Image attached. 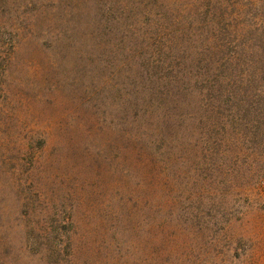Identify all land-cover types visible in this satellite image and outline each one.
Instances as JSON below:
<instances>
[{
  "label": "rangeland",
  "instance_id": "obj_1",
  "mask_svg": "<svg viewBox=\"0 0 264 264\" xmlns=\"http://www.w3.org/2000/svg\"><path fill=\"white\" fill-rule=\"evenodd\" d=\"M216 14L255 78L164 103ZM0 264H264V0H0Z\"/></svg>",
  "mask_w": 264,
  "mask_h": 264
},
{
  "label": "trees",
  "instance_id": "obj_2",
  "mask_svg": "<svg viewBox=\"0 0 264 264\" xmlns=\"http://www.w3.org/2000/svg\"><path fill=\"white\" fill-rule=\"evenodd\" d=\"M215 16L211 20H205V17H198L203 35L206 30V46H204L202 52L196 53V58H194L195 56L193 57V53L190 51V62L198 60L197 62L204 61L208 65L202 69L198 66L199 69L194 72V75L190 71L191 68L182 71L179 69V75L175 74L177 71L171 66L167 68L171 60H173V53L171 52L175 48L173 41H170L161 51L152 50V63L154 64L151 69L153 72L151 78L155 80L154 89L164 96L162 99L164 103H166L167 95L177 96L178 93L185 91L189 95H196L197 99L202 100L201 106L206 113H215L218 111V107L212 103L213 100L221 103L224 102L225 98L233 97L237 99V95L245 90V88H240L238 92L230 91L228 89L230 85H237V83L245 80L249 81L251 80L250 77L252 79L255 78L253 73L256 72L253 63L251 65L250 61H244L250 54L242 42L244 36H241L239 29L234 33L226 31L227 29L224 27L226 15L221 14L220 17H217L216 14ZM200 37L204 36L200 35ZM176 48L180 50L181 45L180 47L176 46ZM155 56L161 59L164 57V61L162 59L158 60L160 63L155 62ZM182 60H185V58ZM167 61L169 63H166ZM246 66L250 67V74L243 70ZM171 76L179 77L174 78ZM166 83L172 89L168 91V94H166ZM219 108L222 107L219 106ZM162 118L165 119L166 123L171 122L168 116ZM159 137L160 141L165 143V136L161 134Z\"/></svg>",
  "mask_w": 264,
  "mask_h": 264
}]
</instances>
